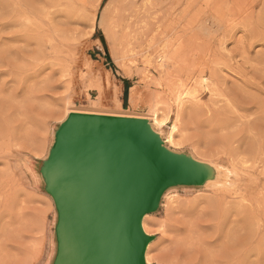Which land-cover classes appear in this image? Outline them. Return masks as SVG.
Masks as SVG:
<instances>
[{
	"label": "rangeland",
	"instance_id": "rangeland-1",
	"mask_svg": "<svg viewBox=\"0 0 264 264\" xmlns=\"http://www.w3.org/2000/svg\"><path fill=\"white\" fill-rule=\"evenodd\" d=\"M117 101L149 120L154 107L163 135L177 124L172 150L236 170L224 192L162 200L151 263L264 264V0H0V264H49L35 163L66 112Z\"/></svg>",
	"mask_w": 264,
	"mask_h": 264
},
{
	"label": "water",
	"instance_id": "water-1",
	"mask_svg": "<svg viewBox=\"0 0 264 264\" xmlns=\"http://www.w3.org/2000/svg\"><path fill=\"white\" fill-rule=\"evenodd\" d=\"M53 202L49 264H147L142 219L177 188H202L222 169L174 151L145 118L69 112L34 166Z\"/></svg>",
	"mask_w": 264,
	"mask_h": 264
},
{
	"label": "bare ground",
	"instance_id": "bare-ground-1",
	"mask_svg": "<svg viewBox=\"0 0 264 264\" xmlns=\"http://www.w3.org/2000/svg\"><path fill=\"white\" fill-rule=\"evenodd\" d=\"M209 1V0H208ZM206 3H208V2H206ZM212 3V2H211ZM215 8V7H214ZM221 10V9H220ZM242 11V10H241ZM209 12V11H208ZM242 13V12H241ZM160 58H159V62H162L163 63V61H165V57H163V56H159ZM198 63V62H197ZM203 78V77H202ZM135 89V88H134ZM134 89H131V91H130V93H129V103H130V108H132L133 110H135V109H138V105H139V98H138V96H137V93H136V91H134ZM187 91H185V89H182V90H180L179 88H177V90H176V100H177V103H180L181 102V100L182 99H184L185 97H187ZM141 97V96H140ZM140 102H142V100H140ZM102 103V102H101ZM103 106V105H102ZM116 108L119 110V112L117 111V112H108V113H104V112H102L101 113V111H100V113H94V112H89L88 111V109H87V111H85V112H83V113H89V114H106V115H111V116H127V117H135V118H145V119H148V118H146V117H136L135 115L133 116V115H130V114H122L121 112H120V101H117V103H116ZM149 109H150V111H151V115H152V117H151V119L149 120V122H150V124H151V126L153 127V129H155L158 133H160V134H162L163 135V133L161 132V131H159L158 130V128L159 127H163V126H165L166 125V119H164V118H161V119H159L158 117H157V111H156V109L154 108V107H151V106H149ZM70 110V109H69ZM67 110H65V112H66ZM70 112H75V111H70ZM96 112V111H95ZM69 113V112H68ZM67 112H66V116H67V114H68ZM120 114H122V115H120ZM64 115V114H63ZM62 115V116H63ZM65 116V115H64ZM66 116L64 117V118H66ZM64 118H62V120H64ZM62 120H60L59 122H61ZM177 134H179V127L177 126V124H173L172 126H170L169 127V129H168V131H167V133H166V135H163V142L165 143V145H167V146H169V147H171V146H175L176 145V143H174V138H175V135H177ZM47 151V150H46ZM199 159V158H198ZM201 159V158H200ZM211 161V160H210ZM208 163H211V162H208ZM211 164H213V163H211ZM217 167H219V165H216ZM235 167V166H234ZM220 168V167H219ZM221 168H223V167H221ZM220 168V169H221ZM224 170V172H221V175H220V179L218 180V181H216V182H212V183H210L209 184V186L208 187H210V188H214V189H219V190H223V192H224V190H228L231 186H232V182L230 181V178H231V176H233V175H236V170L234 169V168H231V169H227V168H223ZM217 191V190H216ZM222 192V191H221ZM175 189H173V190H171V191H168L165 195H164V197H163V203H162V205L164 204V202L166 201V200H168V199H171V200H173V198H174V196H175ZM226 194H227V191H226ZM50 200H51V202H52V199L49 197V196H47ZM52 205H53V202H52ZM152 214H147L146 216H144V218L142 219V229H143V231L147 234V235H150V232H149V230H148V228H147V224H146V219H147V217H150ZM150 236H152V235H150ZM152 244V242L150 241V242H148V244H147V246H146V250H145V253H144V257H145V261H146V263L147 264H152L151 263V259H150V257H149V249H150V245Z\"/></svg>",
	"mask_w": 264,
	"mask_h": 264
},
{
	"label": "crops",
	"instance_id": "crops-1",
	"mask_svg": "<svg viewBox=\"0 0 264 264\" xmlns=\"http://www.w3.org/2000/svg\"><path fill=\"white\" fill-rule=\"evenodd\" d=\"M120 115H122V114H120Z\"/></svg>",
	"mask_w": 264,
	"mask_h": 264
}]
</instances>
